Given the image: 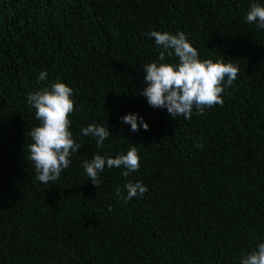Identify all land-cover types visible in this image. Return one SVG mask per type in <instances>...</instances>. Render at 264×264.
<instances>
[{
    "label": "trees",
    "instance_id": "16d2710c",
    "mask_svg": "<svg viewBox=\"0 0 264 264\" xmlns=\"http://www.w3.org/2000/svg\"><path fill=\"white\" fill-rule=\"evenodd\" d=\"M253 2L264 4L0 0V264H239L264 241V29L244 19ZM150 30L183 32L200 59L239 66L223 106L185 120L137 94L142 65L158 56ZM54 80L73 89L71 130L83 145L44 184L28 160L39 122L26 96ZM129 113L149 129L130 131L120 119ZM89 123L112 133L102 149L81 133ZM133 146L139 171L105 167L95 188L83 161ZM137 180L142 197H117Z\"/></svg>",
    "mask_w": 264,
    "mask_h": 264
},
{
    "label": "clouds",
    "instance_id": "9594fccd",
    "mask_svg": "<svg viewBox=\"0 0 264 264\" xmlns=\"http://www.w3.org/2000/svg\"><path fill=\"white\" fill-rule=\"evenodd\" d=\"M248 24L264 29V4L253 2L244 17ZM153 39L158 56L156 61L142 65L145 87L137 93L146 98L153 108H166L172 118L182 117L191 120L193 110L197 115L208 108L223 106L226 86H231L240 73L239 66L223 59H200L198 50L187 40L183 32L150 30L144 33ZM174 59L175 62H165ZM159 61V62H158ZM47 73L41 71L37 82H43ZM26 103L34 109L39 122L32 127L28 144V160L34 166L35 178L49 184L60 179L61 173L68 169L71 156L83 144L76 142L72 133V114L76 111L73 89L60 80H54L26 96ZM123 124L130 125V131L149 129L148 124L135 113L120 117ZM84 136L95 138V148L102 149L105 140L112 135L105 124L89 123L80 129ZM202 148V143L196 144ZM108 168H123L127 177L139 171L140 156L136 147H129L126 154L115 157L93 154L83 161V169L93 186L102 182L100 173ZM126 191V195H122ZM148 191L142 181L126 182L123 190L116 188V195L127 203L134 197H142ZM239 264H264V241L242 255Z\"/></svg>",
    "mask_w": 264,
    "mask_h": 264
}]
</instances>
